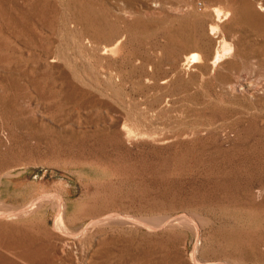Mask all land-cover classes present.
Wrapping results in <instances>:
<instances>
[{
    "label": "rangeland",
    "instance_id": "1",
    "mask_svg": "<svg viewBox=\"0 0 264 264\" xmlns=\"http://www.w3.org/2000/svg\"><path fill=\"white\" fill-rule=\"evenodd\" d=\"M0 264H264V0H0Z\"/></svg>",
    "mask_w": 264,
    "mask_h": 264
},
{
    "label": "bare ground",
    "instance_id": "2",
    "mask_svg": "<svg viewBox=\"0 0 264 264\" xmlns=\"http://www.w3.org/2000/svg\"><path fill=\"white\" fill-rule=\"evenodd\" d=\"M262 7V6H261ZM228 14V13H227ZM224 45H226V42H224ZM227 45H228V43H227ZM229 46V45H228ZM233 46V45H232ZM227 47V46H226ZM231 48V47H230ZM224 49H226V48H224ZM227 50V49H226ZM233 50V49H232ZM228 51V53H229V49L227 50ZM231 51V50H230ZM226 52V51H225ZM193 56V55H192ZM220 55H219V51H217V53H216V56H215V58H218ZM222 56V55H221ZM222 58V57H221ZM190 59H191V57H190ZM220 59V58H219ZM221 60V59H220ZM197 62V61H196ZM62 218V217H61Z\"/></svg>",
    "mask_w": 264,
    "mask_h": 264
}]
</instances>
